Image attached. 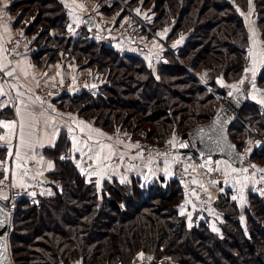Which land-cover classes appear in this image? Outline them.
<instances>
[{"label":"trees","instance_id":"obj_1","mask_svg":"<svg viewBox=\"0 0 264 264\" xmlns=\"http://www.w3.org/2000/svg\"><path fill=\"white\" fill-rule=\"evenodd\" d=\"M90 1L106 16L119 9L115 11L116 24L126 16L118 1L109 7L104 5L106 0ZM123 1L131 9H149L150 15L141 19L164 34L167 46L185 37L173 48L175 51L169 46L163 48L156 71L139 53L115 48L110 44L111 36L100 32V40L93 39L96 26L88 28L80 21L75 34L69 33L71 20L61 0H12L9 10L15 15L13 24L22 29L25 50L36 67L69 58L77 66L90 69L99 80L95 87H76L53 97L56 109L73 111L105 131L119 129L152 144L183 138L187 147L182 150H193L189 130L209 121L219 105L209 90L223 95L226 85L237 80L251 63L249 31L242 13L248 9L249 0ZM251 1L260 37L264 38V0ZM86 15L83 13L82 18ZM139 37L147 40L150 33L141 28ZM127 40L140 43V39ZM257 67L253 83L261 90L264 63ZM75 76L73 72L67 79ZM247 87L244 82L240 88L245 101L239 117L264 138V106L250 98ZM12 114L11 108H0V118ZM243 121L235 120L229 128L240 151L244 148L236 137L243 130L247 132ZM69 149L65 132L53 146L42 149V154L54 161V169L46 177L60 183L53 193L34 196L33 204L26 196L17 201L8 234L14 264H67L70 258L79 264H133L140 253L149 264L168 255L176 264H264V199L253 188L248 191L252 208L246 210L245 227L236 202L223 186L218 197L210 200L209 211L197 206L199 219L189 221L178 208L187 187L177 174L149 182L136 175L126 183L104 179L98 187L80 172L74 157L61 159ZM253 149L244 155L241 169L252 166L250 157L254 154L264 155L262 143L253 144ZM3 151L0 148V156ZM172 156L176 155L161 154L154 159ZM120 161L124 162L118 164H132ZM211 209L221 211L218 231L208 226Z\"/></svg>","mask_w":264,"mask_h":264},{"label":"crops","instance_id":"obj_2","mask_svg":"<svg viewBox=\"0 0 264 264\" xmlns=\"http://www.w3.org/2000/svg\"><path fill=\"white\" fill-rule=\"evenodd\" d=\"M11 1L12 0H0V47L6 50L0 51V64H11L14 66L15 69H17L18 77L11 79L9 82H0V84L5 85L4 90L6 93L5 96L0 97V103H7L6 107L13 110L12 117L0 118V120L23 121L25 124V139L30 141V144L20 146L21 156L27 161L24 163V161H18L14 154L11 157L8 155L9 148H12L14 152L16 146L20 143L16 137L11 138L10 144L5 141H0V148L4 149V155L0 156V174H9L12 183L16 186H35L34 196L52 194L56 186L52 183V179L46 177V173L54 169V161L43 155L42 149L46 146H53L61 132H65L70 140L69 156L74 157L76 165L79 163L80 167H78V169L81 173L83 170V175L88 180H94L95 182L99 180L101 183L104 179L116 178L119 182L124 179V183H126L129 181L130 176L136 175L142 182H149L159 176L169 178L176 175L175 157L173 156L162 157V159L159 160L146 156L144 157L137 152L135 147H131L134 143L116 140L112 137L110 132L101 129L91 120H87L70 110L57 109L50 112L47 110L34 109L33 107V110L30 109L29 104L31 105V102H33V104L38 103L39 100L33 93V86L36 85L34 83L38 81L56 82L71 76L73 72L70 68L65 69L62 62L50 64L45 68H38L31 62L25 50V39L22 29L13 24L15 15L9 10ZM61 1L67 6L70 20L79 24L83 19V13H87L83 3L78 0ZM258 34L257 29H255L254 37ZM12 39H15L18 45H20V43L23 44L24 49L21 54L19 53L16 55L14 61L9 63L10 60L7 56L5 43ZM119 46H124V44L119 43ZM58 72L59 75H57ZM20 77L22 78L21 81ZM20 84L23 86H21V89ZM10 85H15L16 88H12ZM17 91L23 92L24 95L17 97ZM17 108H20L19 116L17 115ZM70 117L74 118L76 121H83L85 125L90 126L91 129L99 130L103 135H98L94 131H89V128H85L84 132H81L80 127L83 126H77L76 123L72 122ZM70 126L73 128L72 134L68 131ZM57 129L58 131H56ZM29 132L32 134L28 135ZM6 133L7 130L1 128L0 135H5L6 139H8ZM71 135H75L81 142L79 145L80 151L73 150ZM89 136L92 137L91 140L88 139ZM53 137H55V139H53ZM97 141L112 146L111 150L115 153L112 157L127 155L132 160V164L130 166L125 163H123V165L114 164L111 159L98 162L96 160V153L99 152L100 149ZM108 154V148H105L100 153L102 158ZM32 157L35 158L33 159ZM48 162L52 163V168L48 167ZM217 162H219L217 163L218 167L223 172L227 170L225 169L226 167L229 169L231 167L233 169L234 166L237 169H241V166L237 167L224 157H218ZM17 164H21L22 167H17ZM105 165L107 166L105 167ZM5 168L8 169L7 172H5ZM129 168H131V171ZM25 170H27V175H24ZM13 173L15 174L14 176ZM145 177H147V179H145ZM193 183L195 185H202L207 192L212 191L215 195L225 186L222 187V184H218V187L213 185V183L208 181L197 169H193ZM185 192V197L180 204L179 210L181 209V211L185 213L190 212L192 214L196 204L192 199V193H189L191 192L189 187H187ZM145 264H147L146 261Z\"/></svg>","mask_w":264,"mask_h":264},{"label":"rangeland","instance_id":"obj_3","mask_svg":"<svg viewBox=\"0 0 264 264\" xmlns=\"http://www.w3.org/2000/svg\"><path fill=\"white\" fill-rule=\"evenodd\" d=\"M78 1L79 2H82V0H78ZM85 1L92 3V1H90V0H85ZM106 1L107 2H104V5H106L107 7L111 6V4L113 3V1H118V3L120 5L121 4L123 5V7H124V5H126V3L123 0H106ZM96 7L99 9V6L97 4H96ZM118 10L119 9L114 10L113 11L114 13H111L108 16L103 15L100 12L99 13L101 14L102 17H105V18L109 19L111 22H113L114 24H116L114 19H116L117 15H118V12H115V11H118ZM132 10L134 12H136V14L138 16H140V17L141 16L144 17L145 15H150L149 9H138V8H136V9H132ZM137 10H139V14L137 13ZM242 13H243V16L245 17L246 25H247V28H248V31H249V50L251 49V55H250L251 63H250V65L246 69H252L253 68V62H255V69H256L257 66L261 65L262 63H264V38H261L260 37V32H259V30L257 28V25H256L255 16H254V5H253L252 1H251V3L248 4V9L245 12H242ZM123 19H124V17L121 20H123ZM121 20H120V23H121ZM117 25L118 24L113 25L112 27L117 26ZM146 25L149 27V30L146 29V28H144V27H143V29L145 30V32L150 33V37L147 40L146 39H142V38L139 37L138 39H140V43H137V42L135 44L134 43L133 44L132 43H129L128 40L126 39L127 37H125L123 35H120L119 36L117 34H113L112 35V34H108L107 33L106 35H104V37L111 36L113 41H111L110 44H112L115 48H117L121 52L128 51V52H133V53H139V55H141L142 57H144V59L146 60L147 64L150 65L154 69V71H156V67H157V64H158V61H159V57L161 56V51H163V48H165L167 46V44H169V43L168 42L166 43V39L163 38V35L164 34L161 33L160 30H158L157 32H155V30H153L152 28H150V26L147 23H146ZM69 26H71V28H72V31H69V29H68L69 33L75 34V29L77 28L78 23L76 24L73 21H71V23L69 24ZM255 29H257V31L259 33L256 37H254L255 36L254 35ZM115 35H117V36H115ZM181 36L183 37L184 35L182 34ZM91 37L93 39H95V40H100V37H101L100 31L96 27L92 31ZM184 38L185 37H183V38L180 37L179 38V41L178 42L175 41L174 44L172 43V45L170 43L171 46H169V45L168 46L170 47L171 51L172 50L175 51L173 48L175 46L176 47L178 46L177 43H182V41L184 40ZM250 41H251V43H250ZM108 42L109 41H107L106 43H108ZM119 43H123L124 46H119ZM141 43L143 45H142V47H139V45ZM20 48L22 49L20 51V54H21L23 52V49H24V46L21 43H20ZM62 63H63V67L65 69L70 68L74 73H77L76 75H80V74L93 75L94 74V73L92 74V72L90 71V69L84 68V66H77L76 64L72 63L71 61H69V58H66ZM257 69H258V67H257ZM192 73L193 74H196L193 71H192ZM93 76H95V75H93ZM17 77H18V73H16L15 78H17ZM96 79H98V78L96 77ZM241 79H243L246 83H248V87L246 88V90L248 92L247 94L250 95V98L257 100L260 103V105L262 104V106H264V103H261V101H264V88H262L261 90L260 89L258 90L256 88L255 81L253 83V79L255 80V75H253L252 71L245 72V70H244V72L242 73V75L237 80H235L233 83H229L227 85H233V84H235L240 89L244 85V84L243 85L239 84V81ZM21 80H22V78L20 77V81ZM64 80H68V79L65 78V79H63L61 81H56V82H40V83H37L36 85L41 84V83H43V84H55V83H58V82H62ZM70 80H72V79H70ZM94 83H95V85H97V82H94ZM227 85H226V91L223 93V95L220 94V93H218V92H216V91H214L213 89H210L209 90L210 92H212V94L215 96V98L218 101V104L219 105H218V107L216 109L217 111L223 105V102L229 97V92H231L233 94V92L236 91V90H234L232 88L227 87ZM253 85H255V88L253 87ZM93 87H95V86H93ZM38 102H39V105H41V108H36L35 107L34 109L47 110V111H50V112H53V111L57 110L56 108L53 109V106L55 107L56 104L52 101V99L48 101L50 104L53 105V106L49 107L50 109H48L45 106H43L42 105V101L40 99L38 100ZM32 104H33V102H31V105L29 104L31 110H33ZM237 120L238 121H243L240 117L238 119H236V121ZM242 123L245 125V127L247 129V132H245V130H243L239 134L240 135L239 136L240 138L238 136L236 137V139L238 138L237 140H238V143L241 146V149L244 148L243 151H247V152H249L248 149H252V151H253L254 150L253 149V144H255V143L258 144L257 143L258 141L264 145V138L261 137V136H258L255 133V130L253 128H251V126H249L246 122L243 121ZM114 131H116L118 133H123L119 129H115V130L109 131V132L112 135V133ZM242 134L244 135L243 137H242ZM129 136H130V134H129ZM112 137L115 138L116 140H118L113 135H112ZM130 137H133V135H131ZM188 137H189V135H188ZM136 139H141V138H136ZM172 139H173V137L168 138V139L166 138V140H164L162 143L159 142V144H156V143L152 144L151 142L150 143L154 146V148L159 149L164 144H166V143H168L170 141H173ZM137 152L140 154L141 149L138 148L137 149ZM157 155H161V154H157ZM126 156L127 155H124L122 157L124 158ZM154 156H156V155H154ZM154 156H147V157L154 158ZM252 157L253 158L250 157V163H251L252 166H255L253 168V170H256V168H258L261 164H264V155L263 156H260V155L254 154ZM119 158L121 160V157H119ZM129 159H127V160L129 162H131L132 160L131 159L129 160ZM120 160H116L115 157H112L111 158V161L114 164H118L120 162H124V161H120ZM217 161H218V158H216V162ZM217 166H218V164H217ZM247 167L248 166H245L242 169H237V168H235L233 166V169H236V171H233V169L231 167H230V169L226 167L225 169H227V170L224 171V173L226 172L227 175L225 176V179L220 182V184H222L221 186H224L225 185L224 186V189L227 188V190H225V191H227V192L229 191L230 192L229 198L231 200H234L236 202L237 207H238L240 222H241V225L244 226V227H245V225L247 223L246 210H247V208H252L251 204H249L248 191L253 188V183L256 180L253 175H251V174L247 173L246 171H244V169H246ZM5 174L6 173L0 174V177L4 176ZM178 176L180 177V175H178ZM217 187H218V185H217ZM185 190H187V189H185ZM185 193L186 192H184V197H185ZM189 193H193V191L191 190V192H189ZM209 194H210L209 195L210 196V200L215 199L219 195V194H216L215 195L212 191H210ZM184 197H183V199H184ZM194 197L195 196L192 194V199L194 200V202L196 204L195 209H199L200 207L199 208L197 207V206H199V204H198L196 198H194ZM233 197H236V199H233ZM262 199H264V197H262ZM182 200H181V202H182ZM180 204H179L178 208L180 207ZM195 209L193 210L194 213H192V214L190 212H186L185 215H186L187 220L190 221L191 219H199L197 217L198 215H196L198 213L196 212ZM179 211L182 212V213H185V212L181 211V209ZM218 211L217 210H214V209H211L210 212H209V214H208L209 215V219L207 218L208 219L207 222L209 224L208 226L212 230H216V231H218L219 224L222 222V215L220 214L221 211H219L220 213ZM263 224H264V221H263ZM160 259H165L166 260V264H176V263H174L171 260L172 258L169 255L168 256H161ZM145 260H146V258H145L144 255H143V258L141 259L139 257V254H138V259H137L136 263H133V264H145ZM76 262H77V264H79L77 260H76ZM146 262H147V264H149V262L147 260H146Z\"/></svg>","mask_w":264,"mask_h":264},{"label":"built area","instance_id":"obj_4","mask_svg":"<svg viewBox=\"0 0 264 264\" xmlns=\"http://www.w3.org/2000/svg\"><path fill=\"white\" fill-rule=\"evenodd\" d=\"M83 5L87 11V15H90L94 26L101 32L105 34H117L123 35L127 37L129 40H137L139 38V31L141 28H146L149 30V27L146 23L138 16L129 6L124 5L126 10V16L121 23L117 26L112 27L114 24L109 19L102 17L96 7V4L93 2H86L82 0ZM7 49V56L10 62L14 61L16 55L20 53L22 50L20 45L17 44L15 39L6 41L5 43ZM15 69L11 64L9 65L7 70ZM17 70L15 69L14 77L16 76ZM13 77L4 76L3 73H0V82H5L7 80H11ZM95 76L89 74H80L76 75L74 79L64 80L62 82H58L55 84H38L33 86V93L42 101V105L46 108L53 106L48 101L57 95H61L66 92H70L72 89L76 87H90L91 83L98 82ZM95 84V83H94ZM91 92H94L92 89ZM33 108H41L39 103L32 104ZM55 107L53 106V109ZM114 137L118 140L128 143H134V145H139L136 147L137 149H141V154L143 156H154L157 154H175V170L177 174L180 175L182 181H184L185 186L189 187L190 190L193 191L199 207L202 211L207 212L210 209V197L206 190L202 189L198 185L193 183V166L199 167L198 171L210 182H221L225 179V173L218 168L216 158L213 155L207 154L203 151L196 149L193 146V150H182L180 147L181 144H184V139L176 137L175 138V146L173 143H166L161 148L156 149L154 146L144 139H136L134 137H130L126 133H118L114 131L112 133ZM243 155H248L247 151H242ZM66 157H70L69 153H67ZM116 160H120L119 157H115ZM128 163V156L123 158ZM130 160V159H129ZM203 165L204 167H201ZM254 167L248 166L247 173L253 175L255 177V181L253 183V190L260 197H264V171H260L264 169V164H261L256 170H253ZM211 169V170H210ZM5 176H8V179H5ZM0 181H3V184H0V205H2L13 217L15 210L17 208V201L26 196L30 199V203L33 204L34 201V193L35 186H15L12 183L11 177L9 174H5L0 177ZM52 183L57 187L59 186V181L52 179ZM5 195V196H4ZM5 197H7L5 199ZM161 258V257H160ZM158 259V261H162L163 264H166L165 259ZM67 264H77L74 258H70Z\"/></svg>","mask_w":264,"mask_h":264},{"label":"water","instance_id":"obj_5","mask_svg":"<svg viewBox=\"0 0 264 264\" xmlns=\"http://www.w3.org/2000/svg\"><path fill=\"white\" fill-rule=\"evenodd\" d=\"M82 25L92 28L94 22L90 15L82 19ZM95 86L94 83L90 87ZM245 101V94L242 91L228 97L216 114L207 122L198 124L188 132L189 138L194 147L200 151L213 156H221L236 166H242L244 155L232 140L229 128L239 118V111ZM185 147L186 148L187 144ZM229 145L233 147H229ZM0 220L4 221L0 227V264H14L12 253L9 248L8 234L11 228V215L0 205ZM155 264H163L158 261Z\"/></svg>","mask_w":264,"mask_h":264},{"label":"snow or ice","instance_id":"obj_6","mask_svg":"<svg viewBox=\"0 0 264 264\" xmlns=\"http://www.w3.org/2000/svg\"><path fill=\"white\" fill-rule=\"evenodd\" d=\"M249 3H251V0H249ZM82 8V6H81ZM137 13L139 14V10H137ZM69 31H72V28L71 26H69ZM167 31V29L165 30ZM0 51H6L5 49H3L2 47H0ZM249 54L251 55V49L249 50ZM11 63V62H9ZM9 67L8 64H0V73H3L4 76H8V77H14V73H15V69H11V70H7ZM248 71H252L253 75H255V62H253V68L252 69H245V72H248ZM26 75V73H25ZM57 75H59V72L57 73ZM244 80L241 79L239 81V84H244ZM10 87L12 88H16L15 85H10ZM227 87L229 88H232L234 90H236L237 92L240 91V89L238 88L237 85L233 84V85H227ZM253 87L255 88V85H253ZM5 85H2L0 84V97L2 96H5L6 93H5ZM24 93L23 92H20V91H17V97L19 96H23ZM232 93L229 92V96H231ZM255 98V97H254ZM11 99V98H10ZM37 99H39V97H37ZM261 103H264V101H261ZM7 106V103H0V108H3V107H6ZM17 111V115L19 116V113H20V108H17L16 109ZM70 119L72 120L73 123H76L77 126H83V127H80V131L81 132H84L85 128H89V131H94L96 132L98 135H103L102 133L99 132V130L97 129H91L90 126L88 125H85L83 121H76L74 118L70 117ZM0 128H3V129H6L7 130V137L8 139H6V136L5 135H0V141H5L6 143H11V138L12 137H16L18 140H19V145L16 146L15 148V151L13 152V149L12 148H9V151H8V155L11 157L13 154L15 155V158L18 160V161H24V163H26L27 161L24 159V157L21 156V153H20V146L21 145H28L30 144V141L26 140L25 139V124L23 121H20V120H11V121H6V120H0ZM58 131V129L56 130ZM68 131L70 134L73 133V128L70 126L68 128ZM32 133L29 132L28 135H31ZM53 139H55V137H53ZM71 139H72V142H73V150L74 151H80V141L79 139L75 136V135H71ZM89 140L92 139L91 136L88 137ZM119 143V141H118ZM170 143H173V146H175V137H173V141H170ZM258 144L260 143L259 141L257 142ZM97 144L99 145V149L100 151L96 153V160L98 162H101L102 160H110L112 158V156L115 154L114 152H112V146L111 145H106V144H103V143H100L97 141ZM186 145L184 144H181L180 147H185ZM131 147H139V145H131ZM229 147H233L231 145H229ZM105 148H108L109 149V154L107 156H104L103 158L101 157L100 153L105 149ZM248 151H251V149H248ZM33 159L35 157H32ZM67 157L65 156H61V159H66ZM42 159V158H41ZM121 159H123V157H121ZM151 163V162H149ZM219 163V162H217ZM107 165H105L106 167ZM17 167H22L21 164H17ZM48 167L49 168H52L53 165L51 162H48ZM77 167H80L79 163L77 164ZM201 167H204L203 165H201ZM252 167H255V166H252ZM129 170L131 171V168H129ZM211 170V169H210ZM8 169L5 168V172H7ZM233 171H236V169H233ZM244 171H247V169H244ZM260 171H264V169H261ZM82 174H83V170H82ZM15 174L13 173V176ZM24 175H27V170L24 171ZM225 175H227V173H225ZM5 179H8V176H5ZM145 179H147V177H145ZM125 180L122 179L121 180V183H124ZM97 183V186L99 187V184H100V181L97 180L96 181ZM0 184H3V181H0ZM32 195H35V193H32ZM7 197H5L6 199ZM233 199H236V197H233ZM183 214V213H182ZM4 224V221L0 220V227H2ZM139 257L142 259L143 258V253H140L139 254ZM148 259H151V257H149Z\"/></svg>","mask_w":264,"mask_h":264}]
</instances>
